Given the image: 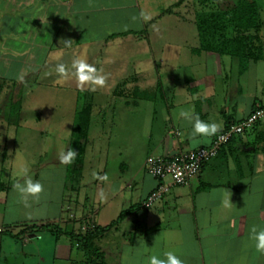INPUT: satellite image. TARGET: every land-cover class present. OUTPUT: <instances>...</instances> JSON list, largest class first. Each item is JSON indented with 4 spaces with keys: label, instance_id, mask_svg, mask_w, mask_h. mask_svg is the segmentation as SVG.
Wrapping results in <instances>:
<instances>
[{
    "label": "crops",
    "instance_id": "obj_1",
    "mask_svg": "<svg viewBox=\"0 0 264 264\" xmlns=\"http://www.w3.org/2000/svg\"><path fill=\"white\" fill-rule=\"evenodd\" d=\"M162 1L0 0V82L28 81L32 90L37 84L29 81L44 77L52 86L71 88L74 102L77 92L89 91L91 116L101 113V125L109 114L113 120L112 158L108 133L91 136V122L79 174L67 175L60 161L76 110L65 121L70 133L56 135L59 144L49 147V159L29 164L23 156L30 144L25 138L15 166L7 151L0 152V264H146L149 255L164 258L167 251H175L185 264H264V253L250 239L252 225L264 228V116L231 138L188 185H170L166 179L163 198L149 209L143 206L159 184L145 171L148 156L168 158L208 147L214 137L193 145L182 111L191 109L202 120L219 123L220 133L255 109L264 110L260 31L262 58L244 66L235 57L201 51L197 31V45L182 48L170 41L176 33L147 28L166 17L194 24L196 13L185 14L184 5L189 1L199 10V0ZM151 8L160 12L155 18ZM186 52L187 59L181 57ZM77 60L94 67L93 75L104 76V84L81 85ZM233 65L231 83L223 72L230 75ZM153 70L155 78H148ZM124 80L122 94L115 95ZM95 96L109 103L123 98V108L132 110L107 115ZM140 102L147 104L141 114L135 110ZM19 112L17 130L34 133L27 119L35 123L39 114ZM139 115L141 124L135 120ZM25 166L44 185L39 198L27 202L14 188L24 178L15 173ZM225 189L231 192L230 208L223 206ZM89 220L95 223L94 235L85 246L76 236ZM45 225L49 230L40 229Z\"/></svg>",
    "mask_w": 264,
    "mask_h": 264
},
{
    "label": "rangeland",
    "instance_id": "obj_2",
    "mask_svg": "<svg viewBox=\"0 0 264 264\" xmlns=\"http://www.w3.org/2000/svg\"><path fill=\"white\" fill-rule=\"evenodd\" d=\"M161 3L162 0H157ZM214 1V0H212ZM235 0H223V2L229 3L234 2ZM222 1H219V3H223ZM162 3L165 4V2L162 1ZM170 1L167 0V4H169ZM215 3V1H214ZM192 2H187L184 5V12L187 15H192L197 13L201 7H198L195 5H192ZM224 4V5H225ZM258 9L260 11L261 20L264 22V0H257ZM152 7V6H151ZM167 7V6H166ZM153 12V18L155 16L159 15V10H155V8H151ZM171 7H169V10ZM184 19V18H183ZM148 31H163V32H172L173 38H170V41L173 43H181L182 48H191L195 47L197 45V34L196 29L193 23L189 22L188 18H185L184 21H175L174 19L169 18H163L160 22L149 25L147 28ZM260 35L264 36V26L260 28ZM187 59L189 58V54L186 52L181 57H184ZM176 57V56H174ZM184 60V59H181ZM181 60L179 62H181ZM186 61V60H184ZM169 67L172 65H168ZM162 69V68H161ZM224 71V70H223ZM155 71L149 73L148 78L154 79L152 75H154ZM156 73V72H155ZM159 73H163V70L159 71ZM227 75V80L231 83L236 79V66H232V70L230 75L223 72V76ZM35 77V76H34ZM146 77V76H145ZM217 80H220L223 78L216 76ZM182 79V77H180ZM48 81V80H47ZM46 80H44V77H35L32 78L30 83H36V88L32 90H28L24 94L25 96L28 93H31L28 97L24 99H20L22 87H21V81L17 83V85H12L13 82L3 83L0 82V152L7 151V153L10 155V162L17 164L21 161V156L17 155L18 153V145L19 143L24 140V138L28 141L27 144L29 146L26 147L25 152L23 153V156L25 159L30 160L31 162H28L29 164L32 163L33 165L38 164L39 160H45L50 158L49 153V147H51L53 144L57 145L59 144L58 137H64L67 136L69 131V124L66 122L69 120V117L73 115V112L80 106L77 104L76 108V102L75 101V95L72 92L71 88L69 87H60L58 85H50L48 84ZM221 82V81H220ZM223 82V81H222ZM60 84V83H59ZM223 83L219 84L218 88H221ZM222 89V88H221ZM20 93V96H18ZM24 96V97H25ZM96 103L100 105H105L106 109L103 111L107 113V115L113 110L115 111H130L132 108H123L124 106V100L123 98L116 99L113 102H105V100L101 99V97L95 96ZM99 101V102H98ZM22 103V104H21ZM95 103V104H96ZM17 106V110L15 108V111L10 113V105ZM19 106V107H18ZM147 106L146 103L140 102L138 104L139 108H136V112L143 113L145 111V107ZM22 109L23 114L26 116L29 111L35 110L39 114V120L35 123H33L30 119H27L28 122L31 123V126L33 128L32 134H28L25 132L22 134L21 129L17 130V125L20 122L19 115L20 110ZM93 116H91V122L93 123V126L90 129V135L94 136L95 133L102 131L104 133H108V135L105 137L108 138L109 141V152L111 157L112 152V143H113V136H112V128L113 126L110 125L112 120V115L109 114L107 118H105L103 121V124L101 125L102 116L101 113L98 111H95L92 113ZM102 118V119H101ZM138 118V117H137ZM137 124H141L143 122V118L141 115H139L138 119H135ZM66 121V122H65ZM66 123V125H65ZM59 132V134H55V132ZM42 132V134H41ZM138 134H141V131H137ZM57 135V136H56ZM139 136H137L138 138ZM18 156V157H17ZM112 158V157H111Z\"/></svg>",
    "mask_w": 264,
    "mask_h": 264
},
{
    "label": "trees",
    "instance_id": "obj_3",
    "mask_svg": "<svg viewBox=\"0 0 264 264\" xmlns=\"http://www.w3.org/2000/svg\"><path fill=\"white\" fill-rule=\"evenodd\" d=\"M215 1V3H214ZM199 0L201 9L195 14V29L199 38V49L219 55H228L239 60L244 66L249 60L257 61L262 58V48L258 31L263 25L256 0H235L224 3L223 0ZM222 1L223 3H219ZM225 4V5H224ZM128 80L119 83L115 95L122 94V89ZM27 82L21 84L20 99L30 89ZM30 83V82H29ZM3 84V82H2ZM12 85H15L14 83ZM76 109L69 148L76 151L71 164H66L67 175L79 174L83 165L85 144L88 138L92 112V93L77 92ZM19 107V106H18ZM17 110V106L10 105V113ZM49 230L48 226L40 227ZM94 231L86 232L83 236H76L85 246H90Z\"/></svg>",
    "mask_w": 264,
    "mask_h": 264
},
{
    "label": "built area",
    "instance_id": "obj_4",
    "mask_svg": "<svg viewBox=\"0 0 264 264\" xmlns=\"http://www.w3.org/2000/svg\"><path fill=\"white\" fill-rule=\"evenodd\" d=\"M264 116V110L255 109L246 118L238 123L230 125L226 130L216 134L208 147H202L190 152H178L171 157L148 156L145 160V171L154 179L159 181L157 187L146 198L143 206L145 209L151 208L159 202L168 190V185L164 183L166 179L170 185L184 186L195 178L201 171L204 164L217 156L220 149L227 144L231 138L243 135L252 129ZM95 223L92 220L81 224V233L92 231ZM3 228L0 227V233ZM26 241V237L23 238Z\"/></svg>",
    "mask_w": 264,
    "mask_h": 264
},
{
    "label": "clouds",
    "instance_id": "obj_5",
    "mask_svg": "<svg viewBox=\"0 0 264 264\" xmlns=\"http://www.w3.org/2000/svg\"><path fill=\"white\" fill-rule=\"evenodd\" d=\"M74 66L77 69L78 79L81 85L86 82H92L94 84L103 85L105 77L100 75H93L96 69L90 65H87L82 60L74 61ZM59 72H64V66L60 65L57 69ZM180 115L191 124V131L188 134V139L193 145L206 142L215 136L220 130L221 125L216 122H210L202 120L198 114H194L191 109L182 111ZM76 156V151L69 148L66 152H61L60 161L62 164H71ZM17 176L24 177L22 182L17 181L14 184L15 190L19 193L20 198L27 202L29 198L38 199L40 194L44 191V185L38 181L33 180L28 175L27 167H22L18 172L15 173ZM225 198L223 200V206L225 208L231 207V192L227 189L224 190ZM250 239L254 241L255 248L258 252L264 253V228H258L256 225H252L250 229ZM149 251V249H144ZM161 258L157 254H151L146 259V264H185V261L176 254L175 251H167L163 253Z\"/></svg>",
    "mask_w": 264,
    "mask_h": 264
}]
</instances>
